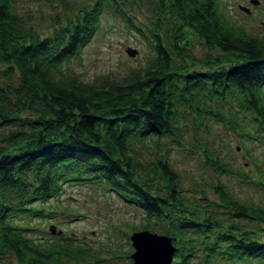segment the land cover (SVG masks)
Returning <instances> with one entry per match:
<instances>
[{
  "label": "trees",
  "instance_id": "trees-1",
  "mask_svg": "<svg viewBox=\"0 0 264 264\" xmlns=\"http://www.w3.org/2000/svg\"><path fill=\"white\" fill-rule=\"evenodd\" d=\"M110 1L76 7L73 19L40 37L15 0H0V264H83L92 256L73 237L42 241L14 222L46 216L33 204L57 198L63 183L85 180L104 183L142 210L140 229L163 220L162 234L174 246L171 264H196L200 253L201 264L217 256L264 264V205L239 199L219 179L208 187L213 199L185 195L159 151L163 139L183 143L190 117L201 125L206 116L216 119L238 138L251 133L238 118L264 133V38L229 22L219 0H153L150 65L101 85L56 79L53 71L78 52ZM188 31L200 39L204 57L189 54ZM194 143L203 164L246 177L207 143ZM140 151L151 154L142 158Z\"/></svg>",
  "mask_w": 264,
  "mask_h": 264
},
{
  "label": "rangeland",
  "instance_id": "rangeland-1",
  "mask_svg": "<svg viewBox=\"0 0 264 264\" xmlns=\"http://www.w3.org/2000/svg\"><path fill=\"white\" fill-rule=\"evenodd\" d=\"M95 0H15L17 12L40 37L49 36L53 31L73 19L76 7L90 8ZM223 5L229 22L245 27L251 33L264 38V0H219ZM248 9L247 11L244 9ZM153 0H111L98 13L97 24L78 52L64 59L53 76L64 80L67 76L101 85L107 80H122L134 71L150 65L154 58L152 49L153 18L155 16ZM170 16L161 18L162 28ZM140 28V29H139ZM170 33L162 34L165 41ZM188 52L195 58H202L206 49L200 39L187 32ZM127 48L135 49V55L126 53ZM178 59L175 58V62ZM231 102H234L229 96ZM205 117V116H204ZM190 127L180 133L182 144L163 139L159 151L168 158L179 177V187L185 195L206 194L209 199L214 195L209 186L219 179L230 193L245 202L264 205V188L258 182H264V133L259 141L251 136H260L254 132L255 126L248 119L238 118L237 124L250 129V137H237V131L206 116L205 123L199 124L189 118ZM199 124V125H198ZM198 125V126H196ZM201 145L207 143L225 163L241 169L246 177L239 174L219 173L202 163L194 141ZM203 146V145H202ZM153 153L154 147L147 146ZM142 158L145 154L140 151ZM258 183V184H256ZM202 187L204 190L202 191ZM34 207H44V217L25 216L16 219V225H24L25 233L35 239L56 241L63 235L70 236L80 245L91 249L92 256L82 257L83 264H132L130 253L133 247L130 233L138 230L146 222L145 213L134 204L119 196L114 190L105 187L102 182L81 181L63 183L57 198L46 203L36 202ZM52 212V213H51ZM24 215V214H23ZM55 225L60 233H51L49 226ZM163 220L151 219L149 230L163 233ZM78 245V246H80ZM70 264L69 260H63ZM201 264L202 254L195 257ZM210 264H234L223 257H214Z\"/></svg>",
  "mask_w": 264,
  "mask_h": 264
},
{
  "label": "water",
  "instance_id": "water-1",
  "mask_svg": "<svg viewBox=\"0 0 264 264\" xmlns=\"http://www.w3.org/2000/svg\"><path fill=\"white\" fill-rule=\"evenodd\" d=\"M136 52L132 48L126 49V53L130 56L135 55ZM50 230L54 231L53 225L50 226ZM129 238L133 247L130 253L132 264H171L174 246L172 239L166 234L138 229L133 231Z\"/></svg>",
  "mask_w": 264,
  "mask_h": 264
}]
</instances>
